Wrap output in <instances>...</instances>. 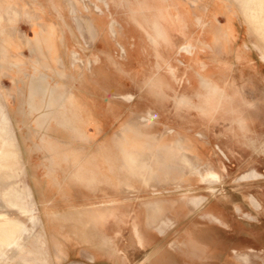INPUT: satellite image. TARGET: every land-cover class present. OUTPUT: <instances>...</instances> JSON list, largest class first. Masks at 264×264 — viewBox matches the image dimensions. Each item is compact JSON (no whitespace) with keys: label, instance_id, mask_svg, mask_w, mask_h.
Masks as SVG:
<instances>
[{"label":"rangeland","instance_id":"obj_1","mask_svg":"<svg viewBox=\"0 0 264 264\" xmlns=\"http://www.w3.org/2000/svg\"><path fill=\"white\" fill-rule=\"evenodd\" d=\"M32 1L44 11L42 22L63 31L59 19L54 17L57 12L46 11L48 0ZM60 3L64 21L73 24L72 33L69 31L72 42L63 51L69 70H72L70 53L75 46L84 59L99 55L100 62L94 66L93 73L87 70L84 79L82 70L70 73L57 67L52 49L45 44L44 55L40 57L49 69L39 67L35 71L33 53L27 44V39L34 37L33 24L21 17L10 23L19 46L25 47L24 53L19 50L13 56L20 60L11 62L16 66L9 81L14 103L7 97L10 90L5 82L8 80L0 83V96L12 117L18 136L15 143L19 147L12 178L0 175V190L9 183L14 186V192L20 191L19 204L10 200L11 205L16 204L9 211L21 216L25 210L32 218L38 217L36 198L44 226L64 231L60 235L63 241L53 234L47 235L50 249L44 241L41 248L39 241L33 242L30 236V257L42 260L43 264L72 261L81 264H264V0H173L169 6L164 1L160 7L168 8L162 9L157 18L155 10L142 11V7H148L145 0H78V18L81 17L79 22L83 24L79 30L68 1L60 0ZM148 4L152 6L150 0ZM167 18V23L174 28L175 42L182 47L193 42L196 49L177 51L175 48L171 57L162 61L153 43L139 29L146 20ZM63 34L64 31L61 44ZM4 39L8 37L4 35ZM125 48L127 52L123 53L121 49ZM155 72L167 80L164 97L151 89ZM81 78L84 80L80 81ZM213 82L220 86L219 92L224 89L228 102L208 112L204 100ZM31 85L37 91L34 103L28 98ZM71 86L77 93L80 87L83 89L89 96V105L94 107L93 116L101 121L97 128L96 124L87 125L90 142H75V145L88 146L86 155L106 142L117 153L114 136L123 123L127 127L126 146L141 152L143 178L156 180L161 173L158 168L170 162L174 168H184L181 172L165 173H171V179L176 174L178 179L164 186L144 187L140 179L132 177L129 182L138 190L126 192L106 183L88 187L73 180L72 168L64 161L55 164V174L51 177L57 141L54 137L62 141H70L71 137L63 129H52L56 123L53 117L48 122V130L38 126L35 119L38 109L50 112L49 107H41V100L48 101L52 94L55 102L66 103ZM120 95L132 97L124 100ZM183 95L188 99L185 104L179 103ZM149 108L159 113L154 123L144 114ZM3 124L0 122V126ZM167 127L191 140L199 155L190 154L193 166H183L180 152L174 163L166 154L158 152L159 146L165 148L170 143ZM217 145L228 158L219 152ZM205 176L208 182L202 181ZM28 183L35 198L28 192ZM191 197L206 202L194 206L189 201ZM147 204L159 205L154 212L156 219L167 217L172 221L163 232L147 224ZM94 207H113L116 214L104 224H88L84 231L91 238L87 242L76 219H64V216H76ZM4 209L0 199V210ZM208 210L222 219L205 217ZM22 219L29 228H35V237L43 234L37 219L29 221L25 216ZM135 223L144 235L135 232ZM19 231L22 229L0 237V242L18 249L23 238L13 234ZM61 250L65 255L59 254ZM91 254L93 262L89 258ZM9 257L17 258V252H10ZM14 263L22 261L16 259L10 264Z\"/></svg>","mask_w":264,"mask_h":264},{"label":"crops","instance_id":"obj_2","mask_svg":"<svg viewBox=\"0 0 264 264\" xmlns=\"http://www.w3.org/2000/svg\"><path fill=\"white\" fill-rule=\"evenodd\" d=\"M68 5L70 8V11L72 10L73 18L75 21V26H77V29L79 30L80 27L83 26V24H80L79 18H78V0H67ZM149 0H145V3L148 7L151 8H144L142 7V11H145L147 9L155 10L156 18L158 17L159 12L162 11V9L168 8L167 6L160 7V4L163 5V2L166 1V5L169 6V3L173 2V0H150L152 6L148 4ZM49 7L47 8V12L51 13V9H54L57 14L52 16L59 19L60 26L63 28L64 34L62 37V44H61V35L62 30L58 28L57 26H52L50 24L44 23L41 21V19L44 17V11L41 9H38L35 7L32 0H0V83H4V81L8 80V83L5 82L7 90H10L7 94L10 95L7 97L10 103H14V93H13V87L10 85L11 78L14 75L15 72V65L11 62H18L20 58L13 57L16 53H19V50L23 53L25 52V47L19 46V42L17 38H15V31L12 28V24L17 22L21 17L27 18L31 24H33L34 29V37H29L27 39V44L30 46V50L33 53L32 62L33 67L35 71L39 70V67H44V69L48 70L49 68L46 65V62L44 60H41L40 55L43 54V44H45L48 48L52 49V58L57 65V67L62 68L66 72H77L79 70L83 71V78L86 79L88 74H85L86 71H90V73H93V68L96 64L100 62L99 55H93L92 57H88L86 59L83 58L82 54L79 52V50L74 46L71 49V67L72 70H69L70 66L66 62V57L63 54L64 48L69 45L70 42H72V26L73 24L69 22L68 20L64 21L63 16V10L61 7L60 0H48ZM72 6V7H71ZM73 8V9H72ZM77 13V14H76ZM77 16V17H76ZM152 20V19H151ZM143 22L140 26V33L142 36L149 39L153 45L156 51L158 52V57L163 60H166L164 58H167L171 55V53L174 51L175 48H177V51H185L190 50L193 51L196 49L193 42L187 46H183L182 44H177L175 42V31L173 26H171L168 22V18L166 20L163 19H155L152 21ZM22 26V25H21ZM65 26L70 27L68 30ZM136 26V25H135ZM3 30L5 33L3 34ZM71 31V33L69 32ZM108 34V33H107ZM4 35L8 37V39H4ZM185 35V34H184ZM110 36V32H109ZM220 40L219 38H217ZM7 42H11V45ZM15 44V45H13ZM205 44V43H204ZM121 45V44H120ZM18 48H17V47ZM197 46V45H196ZM123 48L122 46H120ZM200 47L197 46V48ZM123 53H126L127 50L121 49ZM166 52L167 54H164ZM171 57V56H170ZM161 68L160 62H158V69ZM24 72V71H23ZM156 75H154L151 79L150 86L151 89L156 91L157 95L159 97H164L165 88L167 87V80L159 75V73L155 72ZM27 76V75H25ZM60 78L65 80L66 78L63 75H60ZM83 78L80 79L84 80ZM1 85V84H0ZM59 85V82L56 84ZM220 86L213 82L211 87H209V91L207 92V96L204 100L205 108L208 112H211L213 110H216V108L222 103L226 104L228 102V99L226 94L224 93V89L219 92L218 89ZM80 92L77 93L73 90V87L69 88V92L65 98L67 100L66 103H57L53 100L52 94H49V100L43 101L41 100V107L47 106L50 108V112L46 110H39L38 117H36L35 121L38 126H44L46 129H50V126H48V122L50 123L51 117H53L56 121L55 125H53V130L63 129L65 132L69 134L71 137L70 141H62V139L58 137H54L57 141L55 143V150H54V162L52 163L51 169V177L55 174V164L59 163L60 161H64L68 163V167L72 168V178L77 183H80L84 186L88 187H96L99 186L101 183H106L109 186L113 187L114 189H119L120 191L126 192V191H134L137 188L133 187L129 180L134 177L141 180L144 187H154V186H164L166 183L171 182L172 180L178 179L175 178L171 179V173L170 171H183L184 168H181L180 166H177L174 168V165H172L170 162L167 163V165L158 168L159 171H161L160 174H158V178L156 180L152 179H144L143 173V163L141 161L140 155L141 152L137 151L136 147H130L128 148L125 143L126 138V129L127 127L122 126L123 123H121L119 129L116 131V134L114 136L115 141L118 143V152H114L111 148L110 143L106 142L105 145H101L97 150L94 152H91L90 154L86 155L85 151L87 150L88 146L85 145H75V142H90L91 141V133L88 131V124H96V128L101 123L99 118H95L93 116L94 107L89 105V96L83 92V89L80 87ZM28 98L30 97L32 99V102H36L37 100V91H35L34 87L31 85L30 90L28 92ZM121 98L124 100H129L132 95L122 96ZM0 96V122H4L2 126H0V165L7 168V179L12 178V173L15 170V156L18 155L19 147L15 143V139H18L12 117L10 115L9 110L4 106V100ZM8 101V103H9ZM188 102L187 96L183 95L180 97L181 104H185ZM3 105L1 106V104ZM32 103V104H33ZM4 108L6 111L4 112ZM34 107L32 106V109L30 110L31 114H33ZM149 116L151 121L154 123L156 119L159 117V113L154 108H149L144 111V114ZM86 114V116H84ZM60 115L61 118H57L56 116ZM134 115L133 117H135ZM137 118V116H136ZM140 118V117H139ZM143 118V116H141ZM4 129V130H3ZM166 132L169 133V140L170 143L167 147H160L158 148L159 153L166 154L171 161L177 162V152H180L182 155H180V159L184 164L192 165L191 155L190 154H196L195 153L194 145L192 144L191 140L188 139V137L181 135L180 132H178L176 129L173 128H166ZM7 133V136H6ZM5 134V135H4ZM11 134V135H10ZM3 135V137H2ZM7 138H6V137ZM9 136V138H8ZM6 140H11L10 144ZM43 138V137H42ZM3 139V140H2ZM7 142H5V141ZM160 140V139H158ZM5 143L7 145V151L5 152L6 148L4 145ZM19 144V143H18ZM4 146V147H3ZM3 147V149H2ZM5 149V150H4ZM183 149L192 150V152H184ZM217 149L219 152L228 158L227 153L219 146L217 145ZM18 150V151H17ZM4 152V153H2ZM13 153V154H12ZM140 154V155H139ZM22 155V153H21ZM11 156V157H10ZM13 156V157H12ZM184 156V157H183ZM4 160V161H3ZM190 160V161H189ZM4 163V164H3ZM7 164V165H6ZM11 164V165H10ZM155 164V163H154ZM211 164V162H210ZM180 169V170H179ZM11 171V172H10ZM25 176L27 174L26 169V163L24 167ZM9 174V175H8ZM159 177H162L161 179ZM183 179V178H182ZM202 180V179H200ZM202 181H207V179L203 178ZM26 185V184H25ZM28 187V192L30 194L32 193L34 198V191L32 186L28 183L26 185ZM7 187V189H6ZM6 187L0 190V199L3 202L6 209L0 210V222L1 220L5 218L6 220H17L22 223V232L18 233V236H22L23 239H21V243L19 244V248H13V247H5L4 244L0 242V262L3 264H10L14 260L19 259L22 261V263H14V264H43L42 260L40 259H32L30 257V236L33 238V242L35 240L39 241V245L42 247V242L44 241L47 245V247L50 249V243L48 239V234H53L54 238H59L62 240L60 235L64 233V231H56L52 228H50L48 225L44 226V220L42 215L40 214V209L38 207L37 200L35 198L34 203L37 206V212H35L36 216L27 215L25 210H22V214L18 212L19 215H12L9 211V208H14V205L9 203V200L7 198L8 194L10 196L15 197L14 192V186L12 184L7 183ZM9 188V189H8ZM6 190V192H5ZM8 190V191H7ZM138 190V189H137ZM5 192V193H3ZM202 196V195H200ZM189 201L194 206H201L206 202L204 199L195 200L194 198H190ZM159 209V205L156 204L153 206L152 204H147V224L155 229H158L159 231L163 232L164 229L172 223L170 219L163 218L162 220L156 219L154 217V212ZM32 213V212H31ZM34 214V215H35ZM115 209L113 207H94L93 209L85 212H81L79 215L76 216H64V219H73L77 221V223L81 226L80 231L84 233V240L90 241L89 236L86 235L84 229L85 227L93 223L94 225L98 224H104V222L107 221V219L115 215ZM52 215L57 216V213H53ZM4 216V218H3ZM27 217L29 221L37 219L39 222V226L42 227L43 234L39 235L38 237H35V228H29L25 221L22 219V217ZM205 217H208L210 219H222L221 216L215 214L214 212L208 210L204 214ZM71 219V220H72ZM135 232L140 233L141 235H144L137 223L134 225ZM106 239V237H104ZM63 241V240H62ZM64 243V242H63ZM106 243V240L105 242ZM35 244V243H34ZM65 244V243H64ZM23 249V250H22ZM16 251L17 252V258H11L10 252ZM59 254L65 255V251L61 250ZM69 254V253H68ZM5 255V256H4ZM90 261L93 262L94 256L93 254L90 255ZM57 259V258H56ZM60 260V259H57ZM70 264H81L77 261H72Z\"/></svg>","mask_w":264,"mask_h":264},{"label":"bare ground","instance_id":"obj_3","mask_svg":"<svg viewBox=\"0 0 264 264\" xmlns=\"http://www.w3.org/2000/svg\"><path fill=\"white\" fill-rule=\"evenodd\" d=\"M103 1V0H102ZM242 1V0H241ZM249 1V0H248ZM244 2H246V1H244ZM240 3V2H239ZM258 3V2H257ZM252 4V3H251ZM246 5V4H245ZM252 6V5H251ZM255 6V5H254ZM261 6V5H260ZM72 7V6H71ZM73 9V8H72ZM241 9H242V7H241ZM248 9V8H247ZM254 9V8H253ZM249 10V9H248ZM73 11L71 10V13H72ZM262 12V11H261ZM77 14V13H76ZM77 17V16H76ZM79 17V16H78ZM81 18V17H80ZM79 18V19H80ZM262 19V18H261ZM254 22V21H253ZM257 22V21H256ZM260 22V21H259ZM250 24V23H249ZM254 26V25H253ZM251 27H252V25H251ZM254 28V27H253ZM256 28V27H255ZM264 32V31H263ZM261 34V33H260ZM264 35V34H263ZM262 43V42H261ZM264 46V45H263ZM263 53V52H262ZM2 99V98H1ZM3 105V103L1 104V106ZM5 106V105H4ZM4 130V129H3ZM1 135V134H0ZM5 135V134H4ZM11 135V134H10ZM6 136H7V133H6ZM5 136V137H6ZM2 137H3V135H2ZM5 137H4V139H5ZM7 138V137H6ZM8 138H9V136H8ZM1 140V139H0ZM3 140V139H2ZM6 140V139H5ZM4 140V141H5ZM7 142H9L8 140H6ZM5 141V142H6ZM6 142V143H7ZM2 145H4L5 146V143H3ZM7 145L8 144H6V146H5V148L7 147ZM3 146V147H4ZM3 147H2V149H3ZM5 150V149H4ZM1 151V150H0ZM5 152H9V151H7V148H6V150H5ZM2 153H4V152H2ZM5 154V153H4ZM13 154V153H12ZM11 157V156H10ZM13 157V156H12ZM184 157V156H183ZM4 161V160H3ZM190 161V160H189ZM20 163V162H19ZM4 164V163H3ZM7 165V164H6ZM11 165V164H10ZM21 166V165H20ZM193 168H195V167H193ZM195 171V170H194ZM11 172V171H10ZM24 172V171H23ZM7 168L6 167H3V168H1L0 169V175L1 176H5V177H7ZM23 174V173H22ZM210 174V173H209ZM208 174V175H209ZM214 174V173H213ZM9 175V174H8ZM13 175V174H12ZM249 176V175H248ZM15 177V176H14ZM206 177V176H205ZM208 177V176H207ZM207 177H206V179H207ZM209 177H211V176H209ZM204 178V177H203ZM210 179H212V178H210ZM204 180H205V178H204ZM208 182V181H207ZM2 184V183H1ZM5 188V187H4ZM6 189H7V187H6ZM9 189V188H8ZM8 191V190H7ZM5 192H6V190H5ZM5 192H3V193H5ZM18 194H20V191L18 190V189H16V191H15V197H12V196H10V194H8V196H7V198H8V200L10 201V200H13L14 202L15 201H17L18 200ZM32 194V193H31ZM18 202V204H19V201H17ZM12 203V202H11ZM12 204H14V203H12ZM16 204V203H15ZM14 204V205H15ZM17 204V205H18ZM20 207V206H19ZM3 218H4V216H3ZM21 226H23L22 225V223L21 222H19V221H17V220H14V221H12V220H6L5 218L3 219V221L1 220V222H0V237L1 238H5V236H7L10 232H13V231H15V230H18V228L19 229H21L20 227ZM20 232V231H19ZM10 235V234H9ZM13 235H18L17 233H14ZM21 240V239H20ZM15 241V240H14ZM17 242H19V241H17ZM4 243V242H3ZM7 243V242H6ZM10 243V242H9ZM7 245V244H6ZM5 246V245H4ZM11 245H9V247H10ZM6 247V246H5ZM23 250V249H22ZM5 256V255H4Z\"/></svg>","mask_w":264,"mask_h":264}]
</instances>
